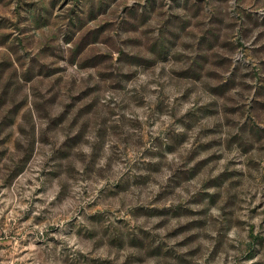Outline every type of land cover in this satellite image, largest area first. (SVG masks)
Wrapping results in <instances>:
<instances>
[{"label":"clouds","instance_id":"1","mask_svg":"<svg viewBox=\"0 0 264 264\" xmlns=\"http://www.w3.org/2000/svg\"><path fill=\"white\" fill-rule=\"evenodd\" d=\"M0 264H264V0H0Z\"/></svg>","mask_w":264,"mask_h":264}]
</instances>
